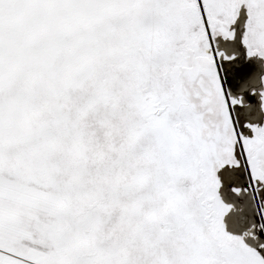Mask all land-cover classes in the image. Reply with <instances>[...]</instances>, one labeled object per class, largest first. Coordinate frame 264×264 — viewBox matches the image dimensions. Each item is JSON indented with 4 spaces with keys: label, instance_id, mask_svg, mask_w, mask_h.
Instances as JSON below:
<instances>
[{
    "label": "snow or ice",
    "instance_id": "snow-or-ice-1",
    "mask_svg": "<svg viewBox=\"0 0 264 264\" xmlns=\"http://www.w3.org/2000/svg\"><path fill=\"white\" fill-rule=\"evenodd\" d=\"M0 264H264V0H0Z\"/></svg>",
    "mask_w": 264,
    "mask_h": 264
}]
</instances>
